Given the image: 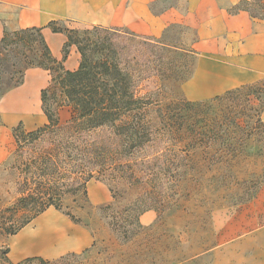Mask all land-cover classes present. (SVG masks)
Returning <instances> with one entry per match:
<instances>
[{
  "label": "rangeland",
  "instance_id": "obj_1",
  "mask_svg": "<svg viewBox=\"0 0 264 264\" xmlns=\"http://www.w3.org/2000/svg\"><path fill=\"white\" fill-rule=\"evenodd\" d=\"M262 5L263 0H248L240 6L258 19L264 16ZM5 16L7 31L17 30L15 11L7 10ZM195 41L192 29L178 25L159 40L128 35L119 39L121 62L136 81L135 95L150 104L146 112L132 113L130 121L138 132L134 144L122 138L115 149H105L102 145L113 130L80 134L68 129L74 117L68 106L59 109L60 128L55 132L23 142L19 154L14 144L15 151L0 164V264H13L7 254L10 232L20 227L24 215L34 214L25 210L27 203H34L35 212L48 201L59 207H50L47 215L27 225L33 235L50 229L56 248L70 247L74 226L92 235L93 249L78 255L65 252L58 264H212L222 231L242 226L238 235H243L264 227V187L250 199L255 189L243 184L262 175L264 148L261 153L245 149L248 159L218 164L214 149L204 150L192 140L212 132L215 122L223 124L222 134L233 120L243 126L262 124L264 82L220 103H190L183 86L196 68ZM49 100L54 107L61 103L59 96ZM37 101L28 103L26 112L37 111L39 116L31 130L23 124L25 131L48 123ZM185 154L188 161L179 163ZM178 171L182 177L176 179ZM94 186L108 193V202L90 195ZM23 192L35 194L22 203ZM147 208L156 214L154 224L135 232L130 222ZM56 255L53 252L52 258Z\"/></svg>",
  "mask_w": 264,
  "mask_h": 264
},
{
  "label": "crops",
  "instance_id": "obj_2",
  "mask_svg": "<svg viewBox=\"0 0 264 264\" xmlns=\"http://www.w3.org/2000/svg\"><path fill=\"white\" fill-rule=\"evenodd\" d=\"M243 1L225 0L228 7L221 0H0V40L8 25L7 10L15 11L16 29L43 28L53 57L61 61L66 70L76 71L81 60L78 49L71 46L64 57L68 39L63 34L53 33L48 28L50 23L61 22L73 29L121 28L157 40L171 26L187 27L196 36L197 64L183 86V93L189 102H202L264 80V20L252 18L243 11L229 12L230 7ZM50 82L49 72L30 69L24 83L0 102L3 123L0 126V164L15 151L16 143L8 129L20 124L32 129L39 114L33 110L26 112L28 103L38 100L39 107L41 91ZM260 119L264 122V111ZM89 193L100 203L110 199L100 187L94 186L92 192L89 188ZM47 213L49 211L43 215ZM155 219L156 214L149 211L141 216L140 222L149 228ZM241 227L222 231L220 242L212 252V264H264V227L238 235ZM28 228L11 239L8 258L13 264L29 258L52 261L63 257L65 252L78 255L95 247L92 235L79 226L69 230L72 241L68 249L61 244L56 248L50 229L33 235ZM53 252L57 255L52 258Z\"/></svg>",
  "mask_w": 264,
  "mask_h": 264
},
{
  "label": "trees",
  "instance_id": "obj_3",
  "mask_svg": "<svg viewBox=\"0 0 264 264\" xmlns=\"http://www.w3.org/2000/svg\"><path fill=\"white\" fill-rule=\"evenodd\" d=\"M246 1L248 0L243 2ZM240 5L232 7L229 12L237 14L243 11L247 12L252 18H256ZM262 10L264 12V0ZM258 19L264 20V16ZM48 28L53 33L63 34L67 37L68 42L63 51L64 57H67L71 46H75L78 49L81 58L78 70H66L63 63L53 57L45 40L43 28L17 29L11 32L5 29L4 37L0 40V100L8 92L23 84L26 72L30 69L47 71L52 78L50 85L41 91V108L48 123L35 131L29 132L24 130L22 124L13 128L12 134L16 143V153L19 154V151L23 149V142L36 140L43 133L50 130L55 132L58 127L60 128L58 111L64 106L71 107L74 112L71 124L67 126L68 129L80 134L94 130H105L106 132L113 130V133H110L111 138L106 139L102 145L105 149L113 147L115 149L122 138L127 140V144H134L137 140L136 138H138V132L133 126V121H130L133 117L132 113L135 111L146 112L150 104L147 99L138 98L135 95L134 87L136 81L133 71H130L121 62L122 56L120 54L123 45L118 41L121 37L125 38L127 35L142 39L145 37H140L130 32L123 34V30L120 28L92 27L82 30L73 29L61 22H52L48 25ZM263 82L264 80L253 85L228 91L211 99L210 103L223 102L235 92L244 88L258 86ZM50 96H59L61 103L56 104L54 107L50 103ZM2 125L0 116V126ZM222 127L223 124L215 122L212 132L192 139L196 145L204 148V150L208 148L214 149L216 156L217 154L219 155L215 158L216 163L230 164L241 157L248 159V155L244 154L245 149L256 150L258 153L262 152L264 148V132L260 131V128L264 127V122L252 126L249 124L243 126L233 120L223 134L221 133ZM134 146L136 145H132V148ZM229 157L230 159H228ZM188 159L189 156L185 154L183 157L181 155L178 160L179 163H183L188 161ZM176 163L173 162L172 164ZM175 177L176 179L181 178V173L179 171L176 172ZM253 178L243 182L244 185H252V188L255 189L251 193L250 199H253L264 187V170L261 176H254ZM22 194L26 195L25 192ZM34 194L35 192L21 197L19 202H27L31 197H34ZM153 200H158L157 192ZM34 206V203L25 205V210L34 211V214L32 216L24 215V221L20 227L10 232L11 236L17 235L27 225L43 215L50 207H55L59 210V207L51 203V201L40 205L36 212ZM130 210L133 211L134 208H130ZM150 210L152 209L147 208L137 211L134 221L130 222L135 232L146 230V227L141 224L140 218ZM63 259L64 257L54 261H47L42 258H29L18 264H34L35 262L40 264H58Z\"/></svg>",
  "mask_w": 264,
  "mask_h": 264
},
{
  "label": "bare ground",
  "instance_id": "obj_4",
  "mask_svg": "<svg viewBox=\"0 0 264 264\" xmlns=\"http://www.w3.org/2000/svg\"><path fill=\"white\" fill-rule=\"evenodd\" d=\"M51 222H53V221H51ZM51 222H49V223H51ZM49 223H48V224H49Z\"/></svg>",
  "mask_w": 264,
  "mask_h": 264
}]
</instances>
